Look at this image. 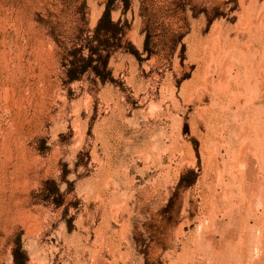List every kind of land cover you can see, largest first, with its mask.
I'll use <instances>...</instances> for the list:
<instances>
[{
    "label": "rangeland",
    "instance_id": "374dc122",
    "mask_svg": "<svg viewBox=\"0 0 264 264\" xmlns=\"http://www.w3.org/2000/svg\"><path fill=\"white\" fill-rule=\"evenodd\" d=\"M0 264H264V0H0Z\"/></svg>",
    "mask_w": 264,
    "mask_h": 264
},
{
    "label": "trees",
    "instance_id": "16d2710c",
    "mask_svg": "<svg viewBox=\"0 0 264 264\" xmlns=\"http://www.w3.org/2000/svg\"><path fill=\"white\" fill-rule=\"evenodd\" d=\"M104 20L111 21V19H110V14H109V10H108V9H105V10L103 11V13H102V15H101V17H100V19H99V21H98V24H97V26H96V30H97L98 28H100V24H101ZM115 24H117V23H115ZM115 24H114V25H115Z\"/></svg>",
    "mask_w": 264,
    "mask_h": 264
},
{
    "label": "bare ground",
    "instance_id": "6f19581e",
    "mask_svg": "<svg viewBox=\"0 0 264 264\" xmlns=\"http://www.w3.org/2000/svg\"><path fill=\"white\" fill-rule=\"evenodd\" d=\"M235 63V62H234ZM232 66V65H231ZM243 207V206H242Z\"/></svg>",
    "mask_w": 264,
    "mask_h": 264
}]
</instances>
